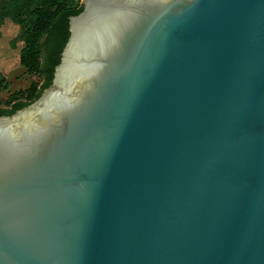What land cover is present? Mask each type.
Here are the masks:
<instances>
[{"label":"water","instance_id":"obj_1","mask_svg":"<svg viewBox=\"0 0 264 264\" xmlns=\"http://www.w3.org/2000/svg\"><path fill=\"white\" fill-rule=\"evenodd\" d=\"M80 4L0 115V264H264V0Z\"/></svg>","mask_w":264,"mask_h":264},{"label":"trees","instance_id":"obj_2","mask_svg":"<svg viewBox=\"0 0 264 264\" xmlns=\"http://www.w3.org/2000/svg\"><path fill=\"white\" fill-rule=\"evenodd\" d=\"M81 9L80 0H0V26L10 22L17 47L16 78L25 87L9 90L7 75L0 71V115H9L34 100L50 84L54 65L67 38V17Z\"/></svg>","mask_w":264,"mask_h":264},{"label":"rangeland","instance_id":"obj_3","mask_svg":"<svg viewBox=\"0 0 264 264\" xmlns=\"http://www.w3.org/2000/svg\"><path fill=\"white\" fill-rule=\"evenodd\" d=\"M15 33V28L10 22H4L0 26V71L7 75L9 90L23 88L27 85V79H17L16 62L17 47H11L10 39ZM6 96L4 91H0V100Z\"/></svg>","mask_w":264,"mask_h":264}]
</instances>
